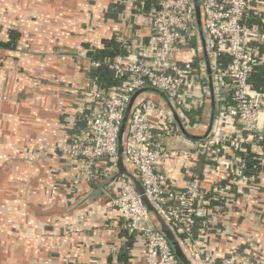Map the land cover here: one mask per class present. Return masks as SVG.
Masks as SVG:
<instances>
[{"label":"crops","instance_id":"1","mask_svg":"<svg viewBox=\"0 0 264 264\" xmlns=\"http://www.w3.org/2000/svg\"><path fill=\"white\" fill-rule=\"evenodd\" d=\"M158 2L0 0V264H121L125 250L129 264H145L142 242L136 237L128 247L126 223L105 201L73 210L113 174L106 179L108 165L100 162L99 182L87 183L70 149L84 126L85 95L94 83L88 49L102 50L113 38L128 41L127 61L152 49L151 11ZM260 23L264 0H255L247 24L264 34ZM249 45L264 62V36L251 37ZM205 107L193 114L201 117L198 135L206 131ZM217 111L216 137L220 131L245 136L238 124L219 119L220 104ZM260 125L264 129V105ZM174 130L165 140L171 156L164 173L176 191L198 177L206 193L194 241L213 257L263 254L264 168L243 171L240 154L228 145L209 147ZM257 146L251 151L261 159ZM118 180L107 196L116 194ZM147 224L157 228L152 216L142 222Z\"/></svg>","mask_w":264,"mask_h":264},{"label":"built area","instance_id":"2","mask_svg":"<svg viewBox=\"0 0 264 264\" xmlns=\"http://www.w3.org/2000/svg\"><path fill=\"white\" fill-rule=\"evenodd\" d=\"M254 1L200 0V6L216 85L227 86L231 99L227 102L219 94V119L227 118L245 132L244 137H235L231 132L218 130L220 133L216 137L214 129L205 142L209 147L224 144L234 151L245 152L244 144L257 140L262 144L257 146L262 158L260 168L253 170L260 171L264 168V129L260 125L264 95L254 90L249 80L255 67L262 62L249 43L251 37L264 34L247 24ZM150 30L152 49L139 52L133 56L134 60L118 57L108 64L110 76L117 80L113 87L100 85L96 73L102 63L90 61L95 77L85 95L89 108L83 112L84 126L70 149L87 183L99 182L96 167L100 162L106 161L108 165L106 179L114 173L121 123L136 91L151 86L166 92L190 129L197 127L201 120L200 116L193 115L194 111L206 108V76L193 0H159L151 11ZM122 43L128 52L125 57H128L131 44ZM222 56L228 59L225 67L220 63ZM156 109L160 114L151 121ZM173 128L176 129L170 113L160 108L154 99L142 98L135 105L126 138V157L149 199L162 212L195 264H264V253L253 251L244 255L237 252L213 257L197 239L194 241L200 203L205 200L206 193L198 177L189 180L182 191H176L164 173L163 164L171 156L165 148V140ZM237 160L245 171L242 156ZM114 188L116 194L108 195L106 205L119 213L126 223L125 229L142 242L145 264H182L158 228L150 224L142 226L150 215L133 184L126 178H119Z\"/></svg>","mask_w":264,"mask_h":264},{"label":"water","instance_id":"3","mask_svg":"<svg viewBox=\"0 0 264 264\" xmlns=\"http://www.w3.org/2000/svg\"><path fill=\"white\" fill-rule=\"evenodd\" d=\"M200 0H193L194 8H195V18L197 22V31L199 33L200 40V50L203 58V65L205 69V89H206V106L209 109V116L206 123V131L202 135L196 134L194 129H190L187 125L182 121L180 114L175 106L174 101L169 97V95L161 90L153 88L151 86H146L138 91H136L127 106V109L124 114V118L121 123L119 137H118V152L116 155L115 161V172L105 182H101L98 185H95L93 189L85 193L81 198V201L73 207V210L81 208L86 204H90L92 202L97 201H108V196L105 194V191H110L111 188L115 185L116 181L119 178L128 179L133 186L135 187L138 194L141 196L144 205L146 206L148 213L156 222L157 228L160 233L168 240L170 246L178 258V260L182 264H195L193 260L189 257L178 237L173 232L171 226L163 216L162 212L158 209L156 205L149 199L146 194V190L143 187L142 183L139 181L137 176L132 171L131 167L128 164L126 157V138L128 133V128L130 125L131 117L133 114V110L137 102L142 98H152L159 105L166 108V111L170 113L173 124L175 125L177 131L186 139L192 141L205 142L207 141L213 131L217 120V110H218V100L219 94L224 97H229L228 87L225 85H221L217 87L215 81V69L213 68L210 55H209V47L207 36L203 27L202 21V12L200 6Z\"/></svg>","mask_w":264,"mask_h":264},{"label":"trees","instance_id":"4","mask_svg":"<svg viewBox=\"0 0 264 264\" xmlns=\"http://www.w3.org/2000/svg\"><path fill=\"white\" fill-rule=\"evenodd\" d=\"M260 29L264 30V24L260 23ZM15 41L19 38V35L17 33L11 34ZM11 43L8 45L1 44L2 46L9 47ZM128 52L123 46V43L118 41L116 38H113L110 41L105 42V47L102 50L99 49H88V57L91 58V60L96 62H101L102 66L98 69V80L100 82V85L104 88H111L115 84H117V80H115L113 77L110 76L108 64L112 63L114 60H116L118 57L126 56ZM221 65L222 67H225L228 63V59L226 56L221 57ZM250 84L252 85L253 89L256 90L258 93L264 95V62L259 63L255 69L252 75L250 76L249 80ZM227 102H231L230 97L227 98ZM191 115L193 113H190ZM194 122V121H192ZM262 145L257 140H254L252 142L244 144V150L245 152H238L243 160L245 161V166L248 169H253L255 167L260 168L261 160L260 156L255 155L252 153L251 149L253 145ZM125 236L128 238V247H131L132 243L135 240V234H130L128 230H125ZM196 237V236H195ZM129 252L125 250L122 255L120 256V262L121 264H129Z\"/></svg>","mask_w":264,"mask_h":264},{"label":"rangeland","instance_id":"5","mask_svg":"<svg viewBox=\"0 0 264 264\" xmlns=\"http://www.w3.org/2000/svg\"><path fill=\"white\" fill-rule=\"evenodd\" d=\"M195 93H196V91H195ZM158 114H160V111L158 110V109H156V110H154L153 112H152V115H154V116H156V115H158ZM152 118V117H151ZM151 118H150V120H151ZM152 121V120H151ZM176 132H175V130H174V128L172 129V132L170 133V135H172V134H175ZM169 135V136H170Z\"/></svg>","mask_w":264,"mask_h":264}]
</instances>
